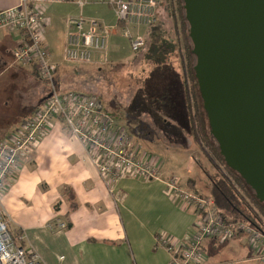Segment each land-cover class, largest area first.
Listing matches in <instances>:
<instances>
[{
	"label": "crops",
	"instance_id": "0c3cea01",
	"mask_svg": "<svg viewBox=\"0 0 264 264\" xmlns=\"http://www.w3.org/2000/svg\"><path fill=\"white\" fill-rule=\"evenodd\" d=\"M22 1L0 0V10ZM25 1L38 2L43 8V37L52 61L58 66L56 89L67 90L73 85L64 79H78L63 59L68 16L81 14L111 28L106 51L93 54V66L121 63L122 59L112 56L117 36L112 32L118 28L116 23H105L107 9L112 10L108 0H85L82 8L69 0ZM140 31L143 33L144 29ZM18 40V33L0 30L2 73L28 92L24 94L29 98L22 110L29 114L21 118L24 119L45 99L48 86L38 79L32 65L13 63L12 51ZM165 150L168 154L161 168L162 177L175 175L185 189L209 197V184L203 166H199L192 152V141L187 140L183 148ZM0 205L14 235L21 238V246L36 254L42 264H168L170 254L158 246L156 237L164 233L174 240H183L197 220L193 210L170 201L158 182L124 179L112 186L105 185L86 160L81 144L68 135L59 121H54L32 155L23 161L10 187L0 197ZM59 221L66 223V229L56 228ZM242 238L224 243L206 241L203 264H257L249 246L247 250L243 247Z\"/></svg>",
	"mask_w": 264,
	"mask_h": 264
},
{
	"label": "built area",
	"instance_id": "2783aa9c",
	"mask_svg": "<svg viewBox=\"0 0 264 264\" xmlns=\"http://www.w3.org/2000/svg\"><path fill=\"white\" fill-rule=\"evenodd\" d=\"M69 1L80 8L86 2ZM108 5L116 24L123 25L120 31L131 52H138L145 42L140 30L156 22L158 0H108ZM65 23V62L89 64L93 54L106 51L111 28L94 19L87 20L81 14L68 16ZM42 24L43 8L38 2L31 4L23 0L17 6L0 10V30L19 35L18 45L12 51L13 63L32 65L38 78L48 86L47 96L34 112L0 140V197L54 121H59L68 135L81 144L86 160L105 185L112 186L124 179L158 182L171 201L193 210L197 220L183 240H174L164 233L156 237L158 246L170 254L168 264H203L206 241L224 243L239 236L247 239L254 260L264 264L263 227L246 221L227 222L210 197L185 189L175 175L163 178L162 162L145 153L127 131L114 122L96 95L75 91L59 93L54 84L58 66L52 61L45 43ZM55 226L59 230L67 227L62 221ZM20 243L21 238L14 235L10 220L0 205V264H42L36 254L28 253Z\"/></svg>",
	"mask_w": 264,
	"mask_h": 264
},
{
	"label": "water",
	"instance_id": "95a60500",
	"mask_svg": "<svg viewBox=\"0 0 264 264\" xmlns=\"http://www.w3.org/2000/svg\"><path fill=\"white\" fill-rule=\"evenodd\" d=\"M182 4L209 135L264 204V0Z\"/></svg>",
	"mask_w": 264,
	"mask_h": 264
},
{
	"label": "rangeland",
	"instance_id": "374dc122",
	"mask_svg": "<svg viewBox=\"0 0 264 264\" xmlns=\"http://www.w3.org/2000/svg\"><path fill=\"white\" fill-rule=\"evenodd\" d=\"M158 11L159 22L161 24L160 29L164 33V36L173 40L174 36H176L178 40V50L168 57L166 60L167 64L173 68V73H176L175 69L181 72L180 67L182 64L183 67H187L182 36L184 31V35L187 38L188 25L186 23L182 25L176 0H158ZM106 13V20H108V22L105 23H113L114 25L116 23V19L112 10L108 8ZM181 15L183 17L184 12ZM119 30L120 29H117L115 32H112V34L117 35L112 56L115 59H117V57L119 60L122 59L120 61L121 63H105L99 64V66H93L91 63L83 65H74L70 63L65 64L67 65V69L70 68L76 76L81 75V80L79 79L78 81H73L75 83L73 90L96 95L105 111L112 116L114 122L123 127L145 153H152L155 155V157L162 162V165L163 162L165 163L164 159L167 158L168 154L165 148L180 149L183 148L187 140H191L192 152L197 158L199 166H203V168L210 174L218 173L224 178H229L234 188L243 199V202L248 204L251 211L250 214L255 217L259 225L264 228V216L252 203L249 202L246 193L233 182L226 169L216 158L212 150V148L215 147L214 142L209 139L211 145L209 147L201 136L197 137V140H195L190 134L191 132L189 130L187 117L183 115L182 112L176 115V121H171L173 122L171 123L172 126L158 127V124L147 115H137V112L142 111V107L137 109V112L135 111V108H130V102L135 97L139 89L140 94L144 91L146 81L151 77L149 74L152 71V66L144 61V52L137 53L136 55L132 54L127 39L121 35ZM189 45H191L190 42ZM129 56L130 58L127 59L126 57ZM194 62L192 61V67ZM2 67L3 65L0 64V140L2 136L6 132H9L22 117L29 114L27 110H22V108H26L25 105L27 104L29 98V96L24 95L25 93H28L26 92L27 90L22 84V86H16L14 81H12L9 76L2 73ZM187 76V73L184 74L185 78ZM150 81L154 89L162 88L165 84L161 86L157 84L163 82L169 83V81H171V73H157L155 77H151ZM148 86L149 84L147 83V87ZM76 87L77 89H75ZM174 89L176 88H171L169 91L175 92ZM146 90L147 88L145 91ZM16 91L18 93L17 95H15ZM58 91L60 93L59 89ZM45 93H47V91ZM15 101L16 104L20 105H16ZM193 105L194 103L192 100V117H194L195 114ZM20 121H22V119ZM206 180V183L209 184L208 179ZM203 190H205V187ZM246 240L247 239L244 237L241 239V242L243 241V247L247 250L248 245ZM250 254L253 255V253Z\"/></svg>",
	"mask_w": 264,
	"mask_h": 264
},
{
	"label": "trees",
	"instance_id": "16d2710c",
	"mask_svg": "<svg viewBox=\"0 0 264 264\" xmlns=\"http://www.w3.org/2000/svg\"><path fill=\"white\" fill-rule=\"evenodd\" d=\"M176 3L178 11L180 12V19L183 25L184 23H186V21L184 19V16L182 17L181 15L183 13L182 0H176ZM160 25L161 24L159 22V11L157 9L156 22L144 29V46L138 52L132 54L136 55L137 53L144 52V61L152 66V71L149 75H151V77H155L157 73H171V81H169V83H158L157 85L161 86L165 84V86H162V88L154 89L150 81V77L148 79L149 82L147 80L145 85V89L147 88V90L145 91L144 89V91L140 94L139 89L135 97L130 102V108H135L136 111L137 109H140L142 107V111H136L138 113L137 115H147L149 118H151L152 120H154V122L158 124V127L172 126L171 123L173 122L171 121H176V115L182 112V114L187 117L191 136H193L195 140H197V137L201 136L209 147L211 146L209 139L214 142L215 147L211 148L216 158L226 169L233 182L246 193L249 202L252 203L264 216V204L259 203L255 199L253 192L248 188V186L243 182V180L237 174H235L233 171H231L225 166L222 158L219 155L215 141L209 135V127L207 124L205 113L202 108V101L200 99L197 84L192 70V61L194 62L195 59L191 54V45H189L190 40L188 38V35L186 38L183 31L182 41L184 44V56L187 61V67H183L182 64L180 67L181 72L179 75L177 73H173V68L170 67L166 61L172 53L178 50L177 37L174 36V40L166 38L164 36V33L160 29ZM116 26L118 29H121L123 27V25L120 23H117ZM57 73L58 69L55 74V84L56 78L59 76ZM186 73L188 76L185 78L184 74ZM77 76L78 81L81 75ZM64 80L73 83V85L70 87L71 89H67V91L78 92L76 90H73V88L75 87V83L73 81H69L67 79ZM41 82L44 83L43 81ZM147 83L149 84L148 87ZM171 88H176L174 89L175 92H170L169 89ZM75 89H77V87ZM67 91L60 90V92ZM192 100L194 103V117H192ZM203 173L206 179H208L209 181V197L212 199L218 213L223 216L227 220V222L236 223L246 221L255 226L261 227L257 219L250 214L251 211L249 209L248 204L243 202V199L240 197L229 178H224L218 173L210 174L204 168Z\"/></svg>",
	"mask_w": 264,
	"mask_h": 264
}]
</instances>
